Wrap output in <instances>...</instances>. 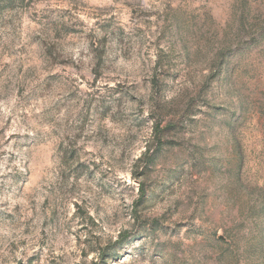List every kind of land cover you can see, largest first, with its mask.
Listing matches in <instances>:
<instances>
[{
  "label": "rangeland",
  "instance_id": "obj_1",
  "mask_svg": "<svg viewBox=\"0 0 264 264\" xmlns=\"http://www.w3.org/2000/svg\"><path fill=\"white\" fill-rule=\"evenodd\" d=\"M0 264H264V0H0Z\"/></svg>",
  "mask_w": 264,
  "mask_h": 264
},
{
  "label": "trees",
  "instance_id": "obj_2",
  "mask_svg": "<svg viewBox=\"0 0 264 264\" xmlns=\"http://www.w3.org/2000/svg\"><path fill=\"white\" fill-rule=\"evenodd\" d=\"M119 237L121 238L120 241L126 240V237H124V233H121ZM112 251H113V253H116V250H114L113 248H109L108 250H106L102 253V256L103 257H109L110 252L112 253Z\"/></svg>",
  "mask_w": 264,
  "mask_h": 264
}]
</instances>
